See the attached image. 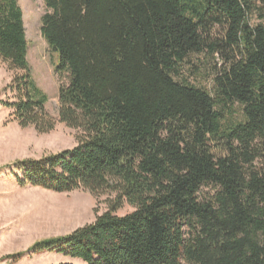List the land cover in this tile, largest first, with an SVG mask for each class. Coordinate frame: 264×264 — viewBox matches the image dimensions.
I'll return each instance as SVG.
<instances>
[{"label": "trees", "instance_id": "1", "mask_svg": "<svg viewBox=\"0 0 264 264\" xmlns=\"http://www.w3.org/2000/svg\"><path fill=\"white\" fill-rule=\"evenodd\" d=\"M42 1L41 37L64 80L57 121L79 135L71 149L6 170L20 187L115 198L92 223L27 254L264 264V25L251 23L264 0ZM204 52L223 61L212 94L183 76L189 57ZM26 55L18 1L0 0V61L14 72L0 104L20 127L48 133L56 120ZM235 105L241 120L227 117ZM124 203L133 211L117 215Z\"/></svg>", "mask_w": 264, "mask_h": 264}, {"label": "rangeland", "instance_id": "2", "mask_svg": "<svg viewBox=\"0 0 264 264\" xmlns=\"http://www.w3.org/2000/svg\"><path fill=\"white\" fill-rule=\"evenodd\" d=\"M23 13L27 41V62L35 84L46 94L47 113L56 120L53 130L40 134L33 127H20L10 116L11 111L0 104V264H83L56 253L30 255L28 249L36 242L64 236L92 223L95 218L108 210L115 193L105 192L93 195L89 191L76 190L68 193H54L40 188L17 185L10 166L24 159H39L76 145L79 132L57 121L58 90L64 83L55 73L58 63L56 54L50 51L41 37L40 19L45 13L42 0H17ZM253 25H264V12L251 15ZM221 29H216L217 39ZM220 55H191L183 76L192 84L213 93L212 79L222 66ZM13 71L0 61V102L11 95L3 88L11 81ZM227 117L241 120V107L235 105ZM258 166L260 162H255ZM204 188L203 193H212ZM133 207L124 203L116 212L125 215ZM23 253L18 260L8 256Z\"/></svg>", "mask_w": 264, "mask_h": 264}, {"label": "crops", "instance_id": "3", "mask_svg": "<svg viewBox=\"0 0 264 264\" xmlns=\"http://www.w3.org/2000/svg\"><path fill=\"white\" fill-rule=\"evenodd\" d=\"M68 259H70V258H68ZM71 260H74V259H71ZM75 260H77V259H75ZM78 261H80L81 263H83L81 260H78Z\"/></svg>", "mask_w": 264, "mask_h": 264}]
</instances>
